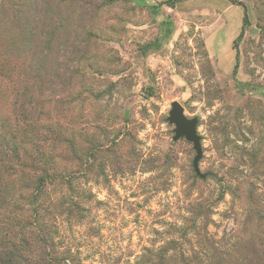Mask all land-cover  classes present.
I'll use <instances>...</instances> for the list:
<instances>
[{
    "label": "rangeland",
    "instance_id": "1",
    "mask_svg": "<svg viewBox=\"0 0 264 264\" xmlns=\"http://www.w3.org/2000/svg\"><path fill=\"white\" fill-rule=\"evenodd\" d=\"M166 1L0 0V264H264V0Z\"/></svg>",
    "mask_w": 264,
    "mask_h": 264
},
{
    "label": "water",
    "instance_id": "2",
    "mask_svg": "<svg viewBox=\"0 0 264 264\" xmlns=\"http://www.w3.org/2000/svg\"><path fill=\"white\" fill-rule=\"evenodd\" d=\"M167 121L175 127L173 141L184 138L192 144V148L195 152V157L192 161L193 169L197 175H200L198 170V161L201 159L202 151L200 137L196 132L197 119H187L184 116L182 106L178 102H173L171 104Z\"/></svg>",
    "mask_w": 264,
    "mask_h": 264
},
{
    "label": "trees",
    "instance_id": "3",
    "mask_svg": "<svg viewBox=\"0 0 264 264\" xmlns=\"http://www.w3.org/2000/svg\"><path fill=\"white\" fill-rule=\"evenodd\" d=\"M179 1H183V0H167L166 2H167V3H175V2H179ZM231 2H232L233 4H235V5L243 6V5H241V4H239V3H236V2H234V1H231ZM247 22H248V21H247L246 15H244V17H243V21H242L241 31H240V33H239L237 39H240V38L242 37V35H243V31H244V27L246 26ZM234 71H235V69H234Z\"/></svg>",
    "mask_w": 264,
    "mask_h": 264
}]
</instances>
